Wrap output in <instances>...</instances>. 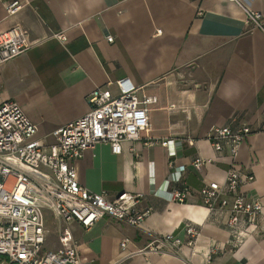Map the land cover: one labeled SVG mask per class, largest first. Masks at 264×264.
<instances>
[{
    "label": "crops",
    "instance_id": "crops-1",
    "mask_svg": "<svg viewBox=\"0 0 264 264\" xmlns=\"http://www.w3.org/2000/svg\"><path fill=\"white\" fill-rule=\"evenodd\" d=\"M14 1L22 6L10 15L6 5ZM243 2L260 13L262 26L247 22L243 7L229 0H0V31L22 25L31 42L0 66V104L19 103L39 138L54 142L56 129L90 110L95 89L116 96L122 79L138 95L158 99L149 107V135L166 146L145 145L142 133L119 154L102 142L76 162L87 189L110 196L142 192L141 207L152 209L141 227L107 216L89 229L71 223L81 264H204L213 245L222 250L210 264H264V209L239 229L235 246L228 213L209 212L198 194L207 183H223L233 163L229 147L217 153L208 134L236 118L254 131L235 168L253 176L242 189L264 206V0ZM62 32L66 42L56 36ZM196 157L211 162L198 171ZM184 186L192 189L186 202L173 201L172 191ZM188 226L201 231L194 249L185 244L180 255L144 250L164 233L186 242Z\"/></svg>",
    "mask_w": 264,
    "mask_h": 264
},
{
    "label": "built area",
    "instance_id": "built-area-1",
    "mask_svg": "<svg viewBox=\"0 0 264 264\" xmlns=\"http://www.w3.org/2000/svg\"><path fill=\"white\" fill-rule=\"evenodd\" d=\"M229 1L243 7L247 22L262 26L260 13L252 11L243 0ZM21 6L19 1H14L6 5V11L11 15ZM56 36L62 42L67 41L64 32ZM107 40L112 42L113 37L108 35ZM30 46L28 33L22 25L0 31V66ZM118 86L116 96L110 91L95 89L88 97L90 110L56 129L52 143L37 136L38 125L19 103L6 100L0 104V264H81L71 223L77 222L89 229L107 216L141 227L151 214L150 207L140 205L144 197L142 192L125 191L110 196L105 191L93 192L79 181L76 162L98 143H108L115 154L123 151L124 142L141 140L142 133L146 134L144 144L147 146L168 144V141L149 135V107L157 102V97L138 95L137 87L130 79L118 81ZM232 122L213 127L208 139L217 153L227 145L233 163L223 183H207L198 194L209 212L228 213L227 227L234 238L232 243L237 246L241 243L239 229L255 223L264 206L260 199L246 195L242 189L253 176L235 168L240 147L254 129L235 124L236 118ZM209 162L210 159L196 157L193 165L201 171ZM191 193L192 189L187 186L176 188L171 199L185 203ZM48 212L63 224L58 229L59 245L55 249L47 246ZM187 235L186 242L170 233L156 235L144 250L180 255L185 244L194 249L201 231L188 226ZM128 244L127 238L121 241L122 251ZM221 250L219 245L211 246L204 264H210ZM137 252L141 251L129 252L127 256Z\"/></svg>",
    "mask_w": 264,
    "mask_h": 264
},
{
    "label": "rangeland",
    "instance_id": "rangeland-1",
    "mask_svg": "<svg viewBox=\"0 0 264 264\" xmlns=\"http://www.w3.org/2000/svg\"><path fill=\"white\" fill-rule=\"evenodd\" d=\"M47 246L48 248H52V244L55 243L57 245L58 240V229L60 228V222H56L53 219L51 213H47Z\"/></svg>",
    "mask_w": 264,
    "mask_h": 264
}]
</instances>
